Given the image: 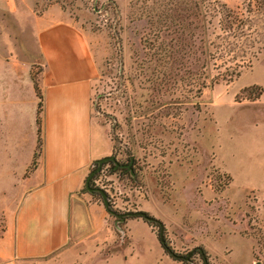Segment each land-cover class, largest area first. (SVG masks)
<instances>
[{"label":"rangeland","instance_id":"rangeland-1","mask_svg":"<svg viewBox=\"0 0 264 264\" xmlns=\"http://www.w3.org/2000/svg\"><path fill=\"white\" fill-rule=\"evenodd\" d=\"M32 1L66 12L97 64L94 118L123 167L105 163L90 186L118 214L161 221L181 258L159 224L108 211L105 239L30 264H264V0ZM6 24L19 20L0 9ZM223 43L232 59L215 53Z\"/></svg>","mask_w":264,"mask_h":264},{"label":"crops","instance_id":"crops-1","mask_svg":"<svg viewBox=\"0 0 264 264\" xmlns=\"http://www.w3.org/2000/svg\"><path fill=\"white\" fill-rule=\"evenodd\" d=\"M20 3L0 6L19 20L0 28L14 43L0 40V264L39 262L105 239L109 221L106 206L83 191L113 149L108 127L94 118L98 68L87 35L58 6L39 14L34 1Z\"/></svg>","mask_w":264,"mask_h":264},{"label":"water","instance_id":"water-1","mask_svg":"<svg viewBox=\"0 0 264 264\" xmlns=\"http://www.w3.org/2000/svg\"><path fill=\"white\" fill-rule=\"evenodd\" d=\"M114 162L116 164V167H120V163H118L116 161V158L114 156L112 157H105L103 159H100L98 160L96 163H95V166L98 165V169L97 171H94L88 178L87 180V184H86V187H87V190L89 193H99L102 195L103 199H104V204L106 206L107 209L110 208V202H109V197L107 195V193L100 189V188H93L90 186V181L91 179L94 177V175L96 174V172L100 171L101 170V167L107 163V162ZM112 215L116 216L118 219H119V222L122 223L124 221H126L127 218L129 217H136V218H141V219H144L145 221L149 222V223H157L160 225L161 227V233H160V238H161V242L162 243H165L166 240H165V237H164V233H165V225L159 221L158 219H156L155 217H152L150 216L149 214H147L146 212H132V213H127V214H118L114 211H111L110 212ZM122 231V230H121ZM175 255L176 258H181L180 256L176 255L175 253H173ZM191 255V254H190ZM189 255V256H190ZM189 256L187 257V259H189ZM206 264H209L208 262Z\"/></svg>","mask_w":264,"mask_h":264},{"label":"trees","instance_id":"trees-1","mask_svg":"<svg viewBox=\"0 0 264 264\" xmlns=\"http://www.w3.org/2000/svg\"><path fill=\"white\" fill-rule=\"evenodd\" d=\"M221 17H222V20H221V22H220V24H222L221 26V29H222V32H224V33H226V34H228L229 33V31H231V29L233 28V27H231V25L234 23L233 21H232V17H230L229 16V14L228 13H222V15H221ZM237 18H235V20H236ZM232 21V22H231ZM230 25V26H229ZM225 41V40H224ZM226 43H223L222 45H220L219 47H217L216 48V50H215V53L216 54H220V55H218V57L219 58H221V57H226V56H231V59L233 58L232 57V55H233V53H234V50H233V47L232 46H230L231 44L230 43H228L227 45H225ZM222 54V55H221ZM34 79V82H35V88H36V90H37V93H38V96H39V98H40V102H39V115H38V126H39V146H40V144L42 143V110H43V98H42V94H41V92H40V89H39V87H38V84H37V82L35 81V77L33 78ZM39 150H40V147H39ZM34 166L32 167V169H34L35 167H36V161L34 162V164H33ZM121 167V166H120ZM83 191H85V192H88L87 191V188H84V190ZM92 195H98V194H96V193H93ZM109 212H111L112 210H111V208H109V209H107ZM162 243V242H161ZM162 245H163V247L165 248V250L170 254V255H172L174 258H176L175 257V255L173 254L174 252L173 251H171V249L169 248V246L167 245V243L165 242V243H162Z\"/></svg>","mask_w":264,"mask_h":264},{"label":"flooded vegetation","instance_id":"flooded-vegetation-1","mask_svg":"<svg viewBox=\"0 0 264 264\" xmlns=\"http://www.w3.org/2000/svg\"><path fill=\"white\" fill-rule=\"evenodd\" d=\"M121 167H123V165H121Z\"/></svg>","mask_w":264,"mask_h":264}]
</instances>
